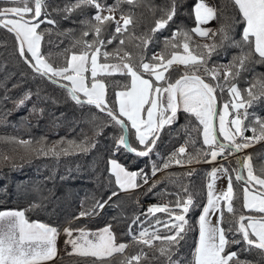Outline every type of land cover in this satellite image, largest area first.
Masks as SVG:
<instances>
[{"label":"snow or ice","instance_id":"snow-or-ice-1","mask_svg":"<svg viewBox=\"0 0 264 264\" xmlns=\"http://www.w3.org/2000/svg\"><path fill=\"white\" fill-rule=\"evenodd\" d=\"M121 3L135 5L136 0H115L113 5H107L102 0H74L65 5L63 11L66 14L88 7L95 10L91 19L83 22L89 30L82 33L83 37L92 35L94 39L84 40L79 54L73 51L64 66L56 67L41 52V44L47 31L39 30L41 24L56 23L47 18L50 15L47 11L48 0H0V29L14 35L17 54L32 68L34 74L65 89L74 103L94 106L108 118L104 127H119L120 134L112 136V158L107 161L108 171L114 177L119 191H130L147 185L150 177L142 169L129 170L115 158L116 154L121 151L134 153L137 157L154 154L160 133L177 121L180 111L190 114L202 126V143L207 148L197 151L195 155L188 154L185 158L181 154L186 153V147L182 146L167 161L162 162L163 170L173 164L184 166L212 163L218 158L226 160L227 156L250 147L256 140H264V117L248 111L255 102L264 98V80L259 82V93H254L253 85L245 90L246 96L232 82L245 70L247 63L264 62V0H232L241 17L242 35L239 41L230 35L229 25H222L219 30L202 27L217 18V11L206 0H198L193 9L195 27L175 28L171 37L165 38V47L171 45L172 51L167 56L155 53L151 57L141 55L136 62H133L132 54L127 51L120 55L121 47L113 53L102 51L133 24L131 12L127 15L122 12L120 18H116L115 12ZM170 4L171 7L155 21L150 30L151 35L139 38L137 47L142 44L146 50L157 32L167 29L170 22L174 23L177 0H170ZM108 22L114 23L115 29L111 37L105 40L102 32ZM192 35L211 39L212 42L193 44ZM217 36L220 38L219 44L215 39ZM225 42H231L233 47L240 48V55L233 57V61L227 65L209 66L218 47ZM119 45H124L123 39L119 40ZM101 57L105 61L115 59L117 62L99 63L98 59ZM254 57L259 59L253 61ZM174 65L183 69L175 79L170 71ZM89 73L90 75H86ZM115 74L128 78L129 83L116 86L122 90L114 93L110 104L103 77ZM221 80L224 84L220 83ZM225 84L230 100L223 104V112L218 113L216 93L218 90L223 92ZM30 97L31 93H26L18 101V106H22ZM216 117L218 127L214 123ZM247 131H251L253 135L245 136ZM99 132L102 134L103 128ZM133 141L136 146H133ZM96 143L95 140H85L79 144L68 141L66 147L55 145L46 149L42 146L37 152L43 155L88 152L95 148ZM251 159L248 156L245 161H238L241 169L247 170L246 177L242 171H237L235 176L236 180L245 182L243 207L249 215L235 214L231 202L234 193L233 177L229 169L214 167L208 174L210 182L206 185V204L198 217V243L189 264H250L240 259L238 251L230 250L233 245L242 242L246 246L243 251L257 249L264 253V168L260 175L255 174ZM162 169L153 165L151 176L155 177ZM218 176H225L228 181L226 190L219 193L215 189ZM151 187H155V182L150 190ZM119 191H112L108 201L118 196ZM184 191L187 194V189ZM222 200L227 201V212L234 217L228 222L227 228L224 227V211L220 207ZM108 201H97L92 208L81 211L75 219L102 211ZM194 207L191 194H187L186 199H178L172 207L168 204L153 205L147 210L148 216L155 217L156 213H165L168 218L163 221L156 218L154 223L149 221V226L138 233H132L130 225L129 234L132 240L149 248L160 241L165 246L160 247L158 252L166 258L167 264H184L177 252L180 241L192 230L187 214ZM212 216H216V223L212 222ZM140 222V217L137 216L132 224ZM160 225L167 234H160ZM61 231L66 236L65 243L71 246L70 254L103 260L114 253H124L128 247L126 243L116 242L110 224L97 230H89L83 226L73 229L70 225L61 230L42 222H30L24 211H0V264H48L57 256V240ZM146 255L141 251L128 257L123 264H139L141 257ZM174 256L177 258L173 259Z\"/></svg>","mask_w":264,"mask_h":264},{"label":"trees","instance_id":"trees-1","mask_svg":"<svg viewBox=\"0 0 264 264\" xmlns=\"http://www.w3.org/2000/svg\"><path fill=\"white\" fill-rule=\"evenodd\" d=\"M197 1L177 0L174 23L170 22L167 29L157 32L146 50L142 44L137 47L139 38L151 35L150 30L155 21L171 7L170 0H136L135 5L121 3L115 12L116 18L119 19L122 12L124 15L131 12L133 24L129 25L127 32L118 35L117 39L102 51L113 53L121 47L120 55L125 51L131 53L133 62L138 61L141 55L151 57L155 53L167 56L172 49L171 45L165 47V38H170L175 28L195 27L193 9ZM73 2L74 0H48L47 11L50 15L47 18L56 23H43L39 29L47 30L42 41V54L56 67L64 66L73 51L79 53L83 48L84 40L94 39L92 35L83 37L82 33L89 30L83 22L90 20L95 10L88 7L66 14L63 11L65 5ZM102 2L113 5L115 0H102ZM214 2L217 18L212 29L219 30L222 25H229L230 35L239 41L242 35L241 17L232 0H214ZM114 29V23H106L102 38L109 39ZM120 39L124 40L123 46L119 45ZM215 39L219 44V36ZM77 41L81 43H76ZM192 41L193 44L212 42L211 39L196 35H192ZM240 52V48L233 47L231 42H225L223 46L218 47L209 66L227 65L233 61V57L239 56ZM258 59L254 57L253 61ZM98 62L117 61L115 59L105 61L101 57ZM182 70V67L174 65L173 70H170L173 79L177 78ZM103 80L107 85V98L110 104L114 93L122 90L116 86L129 83V79L120 74L104 76ZM261 80H264V62H249L240 76L232 82L236 83L242 95L246 96L245 90L253 85H255L254 93L261 91L259 83ZM220 83L224 84V81L221 80ZM224 87L223 92L218 90L216 93L220 104L219 113L223 104L230 100L227 85L225 84ZM26 93H31L30 99L22 106H18V101ZM248 111L250 114L264 117V98L255 102ZM251 119L250 115L249 120ZM107 123L108 118L98 112L94 106L74 103L65 89L47 78L35 75L32 68L17 54L14 35L0 29V211H24L30 222H42L61 230L68 225L73 229L83 226L89 230H97L110 224L116 240L128 244L124 253H114L103 260L68 254L59 256L48 264H123L128 257L141 251L147 255L141 257L139 264H167L166 258L158 252V249L165 245L156 241L154 246L149 248L135 242L129 234V226L131 225L132 233H138L142 228L149 226V221L154 223L156 218L162 221L168 218L165 213L141 218L142 203L154 202L155 205L168 204L172 207L178 199H186V195L191 194L195 207L189 211L187 219L192 230L180 241L177 252L178 258L184 261V264H189L198 242V217L206 204V185L212 165L209 162L184 166L173 164L163 170L162 162L167 161L177 152V147L183 143L188 149L186 154H181L185 158L188 154L195 155L199 150H206L207 146L202 143V126L198 125V121L190 114L180 111L177 121L165 127L154 154L149 157H137L126 151L116 154L115 158L129 170L142 169L148 173L151 180L144 188L141 186L123 192L115 185L107 164L109 158H112V136L119 135L120 130L118 126L104 127ZM245 123L248 124V121ZM101 128H103L102 134L99 132ZM252 135L251 131L245 132V136ZM85 140L97 141L95 148L88 152L73 151L68 155L51 153L43 155L37 152L42 146L46 149L55 145L66 147L68 141L79 144ZM61 141L65 143L61 144ZM133 146H136L135 141ZM249 153L255 174L260 175L261 169L264 168V143L250 149ZM233 159L234 165L239 168L238 157ZM153 165L162 169L155 177L151 176ZM244 176L246 177L245 173ZM154 182L155 187H151L150 190ZM243 185L241 180L235 179L232 205L236 216L250 214L243 207ZM112 191H119V195L108 201ZM163 200L166 202L163 203ZM97 201H108V203L102 211H97L89 217L75 219L81 211L92 208ZM223 211L224 227L227 228L228 222L234 217L226 209ZM137 216L140 217L141 222L132 224ZM158 227L162 236L167 234L162 225ZM236 238L239 239V236ZM245 247L242 242L233 245L230 250L238 251L240 259L250 264H264V253L257 249L243 251Z\"/></svg>","mask_w":264,"mask_h":264},{"label":"rangeland","instance_id":"rangeland-1","mask_svg":"<svg viewBox=\"0 0 264 264\" xmlns=\"http://www.w3.org/2000/svg\"><path fill=\"white\" fill-rule=\"evenodd\" d=\"M214 1V0H213ZM214 5H215V2H214ZM216 7V6H215ZM105 14H107V13H105ZM121 23H122V21H121ZM215 24V23H214ZM213 28V27H212ZM211 28V29H212ZM41 52H42V44H41ZM77 54H79V53H77ZM86 75H88V74H86ZM223 112V108H221V111H220V113H222ZM229 119H231V117H229ZM217 121H218V119H217ZM217 127H218V122H217ZM262 143H264V141L263 140H261V139H258L257 141H256V143H252L251 144V146L250 147H248V148H246V149H244L243 150V152H241V155L243 156V158H244V161L246 160V157H248V156H250V153H249V151H250V149H253V148H255V147H257V146H259L260 144H262ZM181 145H183L184 147H186V149H187V146L183 143V144H181ZM180 145V146H181ZM180 146H178L177 147V150H178V148L180 147ZM187 151H188V149H187ZM184 154H186V153H184ZM234 157H238V154H236V155H233V156H229V157H227V159L225 160L224 158H218V160L216 161V162H212V163H210L212 166V168H211V170L214 168V167H221V166H223V167H225V168H228L229 169V171L231 172V175H232V177H233V179H232V185H233V190H234V193H235V188H234V182H235V176L237 175V171L239 170V168L237 167V166H235L234 165ZM238 160H239V157H238ZM232 168H234V170H232ZM210 170V171H211ZM245 171H244V173L247 175V170L246 169H244ZM150 181L151 180H149V183H150ZM210 181H208V183H209ZM227 178L225 177V176H218V178H217V180H216V182H215V189H216V192L217 193H219L221 190H226V187H227ZM148 183V184H149ZM147 184V185H148ZM244 184V183H243ZM147 185H143L142 187L144 188L145 186H147ZM244 186H245V184L242 186V193H243V188H244ZM130 191H132V190H130ZM123 192H126V191H123ZM127 192H129V191H127ZM234 193H233V196H234ZM232 202V201H231ZM220 207L224 210V209H226L227 210V201H223L222 200V202H221V205H220ZM211 219H212V222L213 223H216V216H212L211 217ZM198 243V242H197Z\"/></svg>","mask_w":264,"mask_h":264},{"label":"crops","instance_id":"crops-1","mask_svg":"<svg viewBox=\"0 0 264 264\" xmlns=\"http://www.w3.org/2000/svg\"><path fill=\"white\" fill-rule=\"evenodd\" d=\"M206 2L209 3L211 6L215 7L213 0H206ZM214 23H215V19L209 21L206 25H202V27H206V28L211 29L214 26ZM4 211H9V210H4ZM12 211H17V210H12ZM100 229H102V228H100ZM65 240H66V236L63 234V231H61V234L58 236V240H57V256H56V258H58L59 256H62V255H68L72 252L71 246L66 244ZM116 242L121 243V242H118L117 240H116ZM49 262H51V261H49Z\"/></svg>","mask_w":264,"mask_h":264},{"label":"water","instance_id":"water-1","mask_svg":"<svg viewBox=\"0 0 264 264\" xmlns=\"http://www.w3.org/2000/svg\"><path fill=\"white\" fill-rule=\"evenodd\" d=\"M29 66V65H28ZM219 109H220V104H219V102H218V99H217V103H216V111L219 113ZM217 119H218V117H216V119L214 120V123L217 125ZM165 129V128H164ZM164 131V130H163ZM162 131V132H163ZM162 132L160 133V137H161V135H162ZM132 154H134V153H132ZM238 154V157H239V161H244V158H243V156L241 155V151L239 152V153H237ZM135 155V154H134ZM238 171H242V174L244 175V169L242 170L241 169V164L239 163V170ZM242 183H244L245 184V182L244 181H241Z\"/></svg>","mask_w":264,"mask_h":264},{"label":"built area","instance_id":"built-area-1","mask_svg":"<svg viewBox=\"0 0 264 264\" xmlns=\"http://www.w3.org/2000/svg\"><path fill=\"white\" fill-rule=\"evenodd\" d=\"M183 145H181L180 147H182ZM179 147V148H180ZM178 148V149H179ZM188 151H187V149H186V153H187ZM166 202V200H163V203H165ZM153 205H155L154 204V202H144V203H142V210H141V213H140V217L141 218H145V216L147 215V210H148V208L149 207H151V206H153Z\"/></svg>","mask_w":264,"mask_h":264}]
</instances>
